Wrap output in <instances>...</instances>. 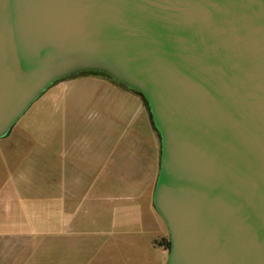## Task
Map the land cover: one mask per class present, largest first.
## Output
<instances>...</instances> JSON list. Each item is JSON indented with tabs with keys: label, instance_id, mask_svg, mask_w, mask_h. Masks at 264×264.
I'll use <instances>...</instances> for the list:
<instances>
[{
	"label": "water",
	"instance_id": "95a60500",
	"mask_svg": "<svg viewBox=\"0 0 264 264\" xmlns=\"http://www.w3.org/2000/svg\"><path fill=\"white\" fill-rule=\"evenodd\" d=\"M87 61L148 94L169 264H264V0H0V127Z\"/></svg>",
	"mask_w": 264,
	"mask_h": 264
},
{
	"label": "rangeland",
	"instance_id": "374dc122",
	"mask_svg": "<svg viewBox=\"0 0 264 264\" xmlns=\"http://www.w3.org/2000/svg\"><path fill=\"white\" fill-rule=\"evenodd\" d=\"M96 63L100 62H82V66H76L52 76L35 96L99 97L101 92L96 93L99 90L97 87L103 86L104 93L102 95L109 98L110 101L113 98L115 106L125 103L129 95H133L129 89L111 87L110 84L99 85L96 82L92 85L89 82L109 80L128 85L124 82L126 81L124 76L109 68L93 65ZM71 83L72 86L68 89L67 85H71ZM135 89L138 94L145 96L147 111L150 113L152 118L150 119L155 127L154 138H148L147 141V146L150 144L151 150L154 151H152V155L146 156L141 166L138 167V163H136L134 177L140 180L139 183L132 185L121 183L118 182L119 180L116 178L118 176H116L117 181L103 184L102 191L106 189V192L116 194L127 192L130 189L144 195L145 206L141 209L136 221L137 225L131 217L126 216V218L116 219L113 229L118 230L123 223L126 226L134 223L136 227H140V224L143 226L142 228L149 229L150 233L142 236L130 233L131 231H121L114 239L109 236L100 238L95 233L96 214L80 216L77 213L72 216L69 232L63 239L58 238V194L73 196L75 193L88 191L87 180L90 176L89 172L92 170L88 165L91 163L89 159H93L97 154L109 155L107 160L111 161L110 151L115 148L113 169L116 175L121 171L122 159L118 156V153L121 156L122 151V145L119 144L120 136L123 134L122 129L112 122L113 120H102V116L91 109L93 107H88L85 113L75 116L73 110L75 102L69 100L65 104L62 103L38 114L39 121L35 123V127L34 123L29 125L31 130H37H35L36 135L28 134L27 136L26 132L17 130L13 135V142L0 141V188L4 181L9 179V175L12 177V184H10L12 186L15 185L13 178H16L18 180V200L16 205L12 202L11 207L25 209V211L27 209V216L22 215V211H15L11 217H7L1 212V208H6V202L0 194V264H169L173 242L168 224L155 204L163 161V138L151 109L147 92H142L139 88ZM158 91V97L163 106L166 102V93L161 87H158ZM34 99L28 102L25 109H21L10 122L4 123L0 130L4 127L3 130L7 132L18 128L17 119L27 110L28 105L35 101ZM43 106L47 108L49 104H44L41 107ZM64 107H67L69 111L72 108L74 115L69 116L70 113L67 112L66 123L63 120ZM113 131L116 137H114ZM46 132L51 134L48 137L52 144L46 140L44 148L47 149L42 151L38 143L47 137L42 136ZM57 132L62 135L63 146L67 150L72 149L71 152L75 153V166L70 165L68 161L64 168L60 166ZM3 136L5 137V135ZM152 156L154 157L152 158ZM7 160L11 163L4 164V161ZM9 201L11 202V200ZM86 209L89 208L86 207ZM151 209L162 216L164 220L162 225L155 221ZM30 211H33L34 215H30ZM47 212L51 215H45ZM105 224H107L106 220L100 224L102 227H98V230L103 229ZM61 241L62 243H60Z\"/></svg>",
	"mask_w": 264,
	"mask_h": 264
},
{
	"label": "crops",
	"instance_id": "0c3cea01",
	"mask_svg": "<svg viewBox=\"0 0 264 264\" xmlns=\"http://www.w3.org/2000/svg\"><path fill=\"white\" fill-rule=\"evenodd\" d=\"M92 85L94 83H98L99 85H111V87H119V88H127L130 90V92L133 95H129V98H127V101L125 100V103L116 105L113 101L114 99L111 98V101L109 98L104 97L102 95L104 93L103 86H98L97 89H99L96 93L101 92L100 95L97 96H90L87 98H71L69 95H59V96H40L35 97V101L31 102L29 107H27V110L24 111L19 118L16 121V125L18 128L12 129L11 131H7L3 133L0 136L5 135V137H0V141L4 142H13V135L16 133L17 130H21L20 132H26L25 135L28 136V134L36 135L35 130H31L29 125H33L35 127V123L39 121L38 114L42 111L55 108L57 105H60L62 103H67L69 100H74L75 107H73L74 115L79 116L82 113H85L86 109L89 107L98 114L102 116V120L105 119L116 123L118 127H120L123 131V134L120 136L121 140H119V144L122 145V151L121 156L118 153V156L121 159V166H120V172L116 175L114 173L113 165L115 162V148L111 152L112 160L108 161L107 157L97 154L93 159H89L91 163L88 165L91 166L90 169L91 172L90 176L87 180L88 185V191L87 192H80L75 193L73 196H66L63 194V196H60L58 194V221H57V234L59 239H63L65 235L69 232V226L70 222L72 220V216L76 215L77 213L80 214V216L83 215H94L95 217V233H97L100 238L103 236H109L110 238H115V236L118 234V232H128L130 233H136L139 235H145L148 232L150 233L149 229L136 227V221L140 215L142 207L145 206V197L138 191H132L128 190L127 192L122 193H111L106 192V189L102 191L104 188L103 184H111L119 180L118 182L125 183V184H137L140 180L135 179V168L136 163H138V167L141 166V163L145 161L144 159L148 155H152L151 145L148 144V138L151 139V137L154 138L155 135V127L151 121L150 113L147 111V101L145 96L138 94L135 87L132 85H123L119 83H115L109 80H96V81H89ZM74 85V81H73ZM71 85H67V88L69 89ZM95 93V94H96ZM44 104H49L47 108L44 106L41 107ZM77 104V105H76ZM129 104V105H127ZM56 105V106H55ZM60 109V106H59ZM73 110L69 111L67 107L63 108L64 114V123H66L67 118V112L70 113L69 116H74ZM94 113V112H93ZM95 114V113H94ZM151 118V119H150ZM37 131V130H36ZM57 143H58V156L59 161L61 162L60 166L63 168L67 165V161L70 165L75 166L76 164V155L75 153H72V149L65 148L61 142L62 135H60V132H57ZM64 135V132L62 133ZM7 135V136H6ZM51 135L49 132L43 133L42 136L46 137L45 139H41L40 148L42 151L46 150L45 147L46 140L51 143V139L48 137ZM114 137L116 135L114 134ZM156 137V136H155ZM64 138V137H63ZM18 143V140H16ZM159 142V139H158ZM38 147V146H37ZM75 152V149H73ZM151 151V152H150ZM154 156H152L153 158ZM110 159V158H109ZM117 160V159H116ZM142 160V161H141ZM13 161V160H12ZM11 163V161H4V164ZM111 162V163H110ZM110 164V165H109ZM118 176V177H116ZM118 178L117 180L115 179ZM14 179L15 185L12 184V177L9 175V179L5 180L2 187L0 188V194L5 198V205L6 208H1V212H3L7 217H11L13 213L16 211H22V215H26L27 209H19V208H12V202L16 205V201L18 200V180L16 178ZM123 180H126L125 182ZM112 181V182H110ZM123 181V182H122ZM101 184V187H100ZM100 187V188H99ZM64 193V191H63ZM11 200V202L9 201ZM24 200V199H23ZM27 200V199H25ZM89 208L88 210L86 209ZM151 212L153 210L151 209ZM30 215H34L33 211H30ZM29 215V216H30ZM45 215H51V213L47 212ZM155 221L161 223H164V220L159 213L157 214L156 211L153 212ZM159 215V216H158ZM105 216V217H103ZM128 216L129 218H132V221L129 220L132 224H129L126 226L124 223L118 228V230L113 229L114 228V222L116 219ZM133 216V217H132ZM116 217V218H115ZM10 219V218H9ZM106 220L107 224L103 226V229L98 230V227H102L100 224H103ZM141 223V222H140ZM82 225V223H81ZM137 225V224H136ZM109 226V227H108ZM108 227V229H107ZM105 228V229H104ZM142 228V229H141ZM74 229V228H73ZM120 229V230H119ZM127 230V231H126ZM133 231V232H132ZM62 243V241L60 242ZM61 247V245H60Z\"/></svg>",
	"mask_w": 264,
	"mask_h": 264
}]
</instances>
